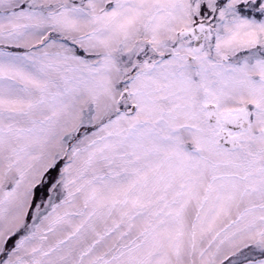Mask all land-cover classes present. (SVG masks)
<instances>
[{"label": "snow or ice", "instance_id": "1", "mask_svg": "<svg viewBox=\"0 0 264 264\" xmlns=\"http://www.w3.org/2000/svg\"><path fill=\"white\" fill-rule=\"evenodd\" d=\"M0 264H264V0H0Z\"/></svg>", "mask_w": 264, "mask_h": 264}]
</instances>
